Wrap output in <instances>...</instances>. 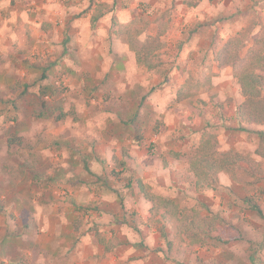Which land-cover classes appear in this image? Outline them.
I'll return each mask as SVG.
<instances>
[{"label": "rangeland", "instance_id": "rangeland-1", "mask_svg": "<svg viewBox=\"0 0 264 264\" xmlns=\"http://www.w3.org/2000/svg\"><path fill=\"white\" fill-rule=\"evenodd\" d=\"M47 1L0 0V264H139L144 247L158 264H264L253 207L264 214V124L236 129L244 97L217 59L237 40L245 56L264 34V0H95L114 5L95 26L90 0ZM23 15L21 45L9 32ZM113 16L137 28L145 18L142 39L166 27L157 70L136 63ZM218 104L232 128L216 130L218 147L242 161L197 190L189 160L208 122L222 123ZM137 179L189 218L219 215L238 237L190 245L187 221L152 212Z\"/></svg>", "mask_w": 264, "mask_h": 264}, {"label": "trees", "instance_id": "trees-1", "mask_svg": "<svg viewBox=\"0 0 264 264\" xmlns=\"http://www.w3.org/2000/svg\"><path fill=\"white\" fill-rule=\"evenodd\" d=\"M90 1L91 7L95 5L94 12L91 16L93 26L101 18L114 10V5L110 7V5L105 3H95V0ZM197 5L196 3L191 4L192 7H196ZM139 20L135 19L130 25L122 27L118 18L113 16L112 29L118 38L124 37L127 40L129 50L134 53L136 63L139 66H143L147 70H157L160 66V62L157 60H159L163 47L160 38L167 29L164 27L155 36L148 35L142 39L141 36L147 30L149 22L143 18L142 20H145L144 25L146 27L137 28L135 25L140 23ZM157 24L159 26L161 25L158 21ZM243 47L244 43L241 40L231 41L220 51L217 59L219 68L225 65H230L233 68V77L240 85L244 102L237 108L238 126H236V129L246 131L245 124H264V34L255 40L253 46L245 56H241ZM167 82L168 77H165L160 84L152 86L149 92L152 93L162 88ZM26 93L25 90L24 95ZM185 97L186 95H182L180 99ZM217 108L222 123L219 126L208 122L201 134L199 146L189 160V171L192 172L195 178V187L197 190L213 186L218 181L219 174L222 172L234 177L235 169L242 161V158L237 153L233 151L222 152L218 147L216 130L220 128H232L227 123V112L224 110L223 105L218 104ZM134 117L130 119L134 120ZM260 133L262 134L263 132ZM138 139L140 140V138ZM261 142H264V137H262ZM137 186L139 192L151 203L152 212L160 214L163 219H171L178 222L187 221L184 233L186 232L190 245H203L208 243V240L215 244L225 245L238 237L236 233L237 229L229 227L230 225H227L226 220L219 215L211 214L203 219L204 222H201L196 217L189 218L188 213L183 212L174 200L151 193L143 180L137 179ZM253 207L259 216H264L259 206L255 204ZM193 214L194 216H198L199 213L197 210H193ZM98 240L101 244L105 245V238L103 236L99 235ZM170 248L171 244L169 243ZM105 249H109L107 244Z\"/></svg>", "mask_w": 264, "mask_h": 264}, {"label": "crops", "instance_id": "crops-1", "mask_svg": "<svg viewBox=\"0 0 264 264\" xmlns=\"http://www.w3.org/2000/svg\"><path fill=\"white\" fill-rule=\"evenodd\" d=\"M54 5H53V0H48L46 3H44V9L45 8H47V9H51L52 7H53ZM52 11V10H51ZM61 11V10H60ZM17 15H19V14H17ZM21 18L19 19V21L18 22H16V23H14V26L13 25H11L10 26V28H11V31L9 32V33H11L12 32V35H11V39L13 40V39H16L15 41H18L21 45H23V44H25V43H27V41H28V36H27V34H26V32H27V24H26V22H28V19L26 18V16L25 15H23V16H20ZM16 28H19L18 30V32H19V35L20 36H18V33H16L15 32V29ZM7 30H10V29H7ZM20 30H21V32H20ZM6 30L5 29H3V30H0V37L2 36V37H6V36H8V32L6 31V33L4 34V32H5ZM19 39V40H18ZM45 42H47L48 43V41H45ZM140 203H141V205L143 206L144 205V200H143V198H142V200L140 201ZM149 236H153L152 234H149ZM154 236H155V234H154ZM156 237V236H155ZM99 241V240H98ZM99 243V246H100V249L102 250V248H103V251H105V246L103 245V244H101L100 242H98ZM141 251V250H140ZM263 251V253H264V248L263 249H261V252ZM150 253V254H149ZM141 255H143V257H145L143 260H141V263H139V264H158L156 261H155V259H156V255L157 254H159L158 252H155V251H150L149 252V250H147L145 247H144V249H143V252L142 253H140ZM257 257H259V254H258V256ZM161 260V259H160ZM165 260H166V258H165ZM164 264H178V263H176V262H168L167 261V263H164ZM230 264H232V263H230Z\"/></svg>", "mask_w": 264, "mask_h": 264}, {"label": "built area", "instance_id": "built-area-1", "mask_svg": "<svg viewBox=\"0 0 264 264\" xmlns=\"http://www.w3.org/2000/svg\"><path fill=\"white\" fill-rule=\"evenodd\" d=\"M62 84L64 85V87L67 86L66 82L64 81L62 82ZM57 85L61 87V84L58 83Z\"/></svg>", "mask_w": 264, "mask_h": 264}]
</instances>
